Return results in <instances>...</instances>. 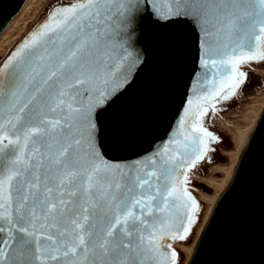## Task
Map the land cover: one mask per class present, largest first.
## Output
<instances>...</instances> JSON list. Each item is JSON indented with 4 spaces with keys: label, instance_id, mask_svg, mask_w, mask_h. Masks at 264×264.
Returning <instances> with one entry per match:
<instances>
[{
    "label": "snow or ice",
    "instance_id": "1",
    "mask_svg": "<svg viewBox=\"0 0 264 264\" xmlns=\"http://www.w3.org/2000/svg\"><path fill=\"white\" fill-rule=\"evenodd\" d=\"M188 7L82 0L53 13L0 67V264H167L168 255L176 264L159 240L184 241L196 223L187 171L216 140L202 117L245 83L241 64L264 61L253 47L264 40V0H192L205 34L201 94L185 101L163 152L131 168L109 162L99 116L138 66L145 19L163 26L187 19Z\"/></svg>",
    "mask_w": 264,
    "mask_h": 264
},
{
    "label": "water",
    "instance_id": "2",
    "mask_svg": "<svg viewBox=\"0 0 264 264\" xmlns=\"http://www.w3.org/2000/svg\"><path fill=\"white\" fill-rule=\"evenodd\" d=\"M25 1L0 0V33ZM80 2L82 0H75L52 9L5 57L0 67L26 42H31L53 13ZM184 3L189 5L187 19L176 18L163 26L145 19L139 42L142 57L138 66L99 116V144L109 162L131 168L156 150L163 152L181 127L184 109L189 107L185 101L195 100L201 94L197 85L203 75L199 61L203 56L205 34L201 30L198 11L191 7L192 0H184ZM45 46L52 48L50 42L47 45L41 43V49ZM257 46L264 50V40L259 43L253 40V47ZM239 70L250 73L244 71L242 64ZM197 111L194 105L192 115L186 120L185 130L188 132H191ZM208 147L204 159L197 164L210 159L211 142ZM178 171L182 180L184 171ZM185 186L200 206L189 239L195 233L204 193L194 191L189 171ZM176 241L179 240L173 241L165 236L159 240V245L166 255L175 251L177 263L183 250L176 248ZM168 244H171L170 249ZM167 264H171L170 255ZM188 264H264V108Z\"/></svg>",
    "mask_w": 264,
    "mask_h": 264
},
{
    "label": "rangeland",
    "instance_id": "3",
    "mask_svg": "<svg viewBox=\"0 0 264 264\" xmlns=\"http://www.w3.org/2000/svg\"><path fill=\"white\" fill-rule=\"evenodd\" d=\"M74 1L75 0H31L0 39V64L17 46V44L31 31L28 30V21L31 18L34 19L35 15L38 13L37 18H35L31 24L34 27L44 20L46 15L55 7ZM20 31L25 32L20 33ZM242 65L244 71H250V73H246L245 83L236 90V93L232 98L217 103V110L215 113L209 108L208 113L202 117L203 127L213 133L216 140L215 142H211L210 159H206L202 163L196 164L195 167L188 170L195 192L200 190L206 193H213L215 188L207 186L202 181V177H222V172L212 173L211 166L214 164L230 163L231 159L229 155L224 153V151L228 148L231 149L235 147V143L225 122L227 121L231 125L233 124L232 126H240L244 129L247 125V121L251 119V117L253 118L252 114L258 110V106H260L261 101L264 100V74L259 71V69L264 68V61L246 62ZM249 108H251L252 111H250ZM206 208L207 203L204 201L203 207L200 209L195 233L191 238L179 242L187 245L194 239L198 225L203 218ZM182 257L183 260L180 264H183L186 257L184 252ZM176 264H179V260Z\"/></svg>",
    "mask_w": 264,
    "mask_h": 264
},
{
    "label": "bare ground",
    "instance_id": "4",
    "mask_svg": "<svg viewBox=\"0 0 264 264\" xmlns=\"http://www.w3.org/2000/svg\"><path fill=\"white\" fill-rule=\"evenodd\" d=\"M31 0H26L23 5L20 7L19 11L17 12V14L8 22V24L5 26V28L2 30V32L0 33V39L4 36L5 31L9 28V26L15 22L16 17L20 14V12L27 6V4L30 2ZM23 31H20V33H22ZM25 32V31H24ZM23 32V33H24ZM258 71V70H257ZM259 71L264 74V68L259 69ZM258 110H256L254 112L253 118L251 117V119H249L247 121V125L246 127L243 129L240 126L239 127H235L232 126L230 123H228L227 121L224 123L227 127L229 132L232 134L234 143H235V147H233L232 149H226L224 151V153L226 155H229L230 157V163L229 164H225V163H221V164H214L211 166V170L212 173L215 172H222L223 176L222 177H214V176H205L202 177V181L209 187L211 188H215V191L213 193H206L203 191H197L198 193H204V201L207 203V208L204 212L203 218L201 220V222L198 225L196 234L194 239L192 240L191 243L185 245L179 241H176V247L179 249H182L183 252L186 254V257L183 261V264H188L194 251L195 248L197 246V243L200 239V236L208 222V219L210 217V214L212 212V209L214 207V205L216 204L219 196L221 195V193L224 191V189L226 188V186L228 185V183L230 182V179L236 169V166L238 164L240 155L246 145L247 140L249 139L251 133L254 130V127L256 125V122L258 120V117L262 111V109L264 108V100L261 101L260 106H258ZM250 111L251 108H249ZM256 109V108H255ZM249 111V112H250ZM222 122V121H221ZM235 125V124H234Z\"/></svg>",
    "mask_w": 264,
    "mask_h": 264
},
{
    "label": "built area",
    "instance_id": "5",
    "mask_svg": "<svg viewBox=\"0 0 264 264\" xmlns=\"http://www.w3.org/2000/svg\"><path fill=\"white\" fill-rule=\"evenodd\" d=\"M39 12V11H38ZM37 15H38V13L35 15V18H37ZM34 18V19H35ZM33 18H31L28 22H29V25H28V30H32L34 27L31 25L32 23H33V20H34Z\"/></svg>",
    "mask_w": 264,
    "mask_h": 264
},
{
    "label": "trees",
    "instance_id": "6",
    "mask_svg": "<svg viewBox=\"0 0 264 264\" xmlns=\"http://www.w3.org/2000/svg\"><path fill=\"white\" fill-rule=\"evenodd\" d=\"M228 149H230V148H228ZM232 149V148H231ZM192 242V241H191ZM190 242V243H191ZM181 260V261H180ZM182 260H183V257H181L180 259H179V264L182 262Z\"/></svg>",
    "mask_w": 264,
    "mask_h": 264
}]
</instances>
